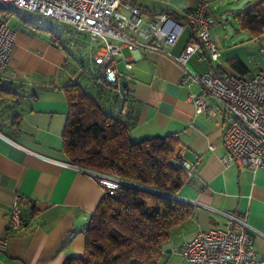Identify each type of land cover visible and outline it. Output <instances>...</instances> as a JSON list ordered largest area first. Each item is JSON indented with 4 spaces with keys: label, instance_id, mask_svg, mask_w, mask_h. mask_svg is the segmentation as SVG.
I'll use <instances>...</instances> for the list:
<instances>
[{
    "label": "crops",
    "instance_id": "crops-1",
    "mask_svg": "<svg viewBox=\"0 0 264 264\" xmlns=\"http://www.w3.org/2000/svg\"><path fill=\"white\" fill-rule=\"evenodd\" d=\"M131 1L149 13L165 11L179 21L199 2ZM246 1L248 4L234 10L230 0H210V14L216 24L224 26L228 15L235 18L254 0ZM21 16L14 28L9 61L0 70V236L8 237L0 264H63L68 256L84 253L86 225L105 194L94 177L72 165L62 151L67 118L63 86L87 83L81 74L97 66L91 60L95 46H88L86 58L77 52L74 55L70 49L75 43L57 42ZM191 37L192 28L184 23L170 53L179 54ZM121 52L118 82L110 88L117 91L120 84L127 86L131 114L136 118L131 137L173 134L178 140L176 153L194 172L176 194L192 204V214L162 245V264H189L180 255L182 243L198 231L225 228L226 214L245 219L256 255L264 257V169L223 166L224 113L220 103L208 96L214 115L197 113L188 94L200 93L201 86L192 77L181 83L182 70L169 57L138 47L130 50L123 46ZM203 52L202 58H188L191 72L227 74L218 58L213 60ZM125 60L130 69H126ZM15 201L27 226L11 231L8 216Z\"/></svg>",
    "mask_w": 264,
    "mask_h": 264
},
{
    "label": "built area",
    "instance_id": "built-area-1",
    "mask_svg": "<svg viewBox=\"0 0 264 264\" xmlns=\"http://www.w3.org/2000/svg\"><path fill=\"white\" fill-rule=\"evenodd\" d=\"M2 7L56 19L76 33H85L89 45H95L91 57L99 67L97 82L116 85L120 75L117 58L122 57L123 46L130 50L143 48L169 57L182 70L181 83L187 77L201 86L200 93H189L197 113L214 115L206 97L216 99L224 113L223 143L225 153L220 160L223 166L237 165L250 169H264V74L219 75L212 71L193 73L188 58L208 56L216 60L219 49L211 36L216 19L210 14V0H199L197 5L179 21L168 12L149 13L131 0H0V70L10 57L15 31L8 24ZM192 28V37L177 55L169 49L176 43L183 24ZM126 69L131 65L125 60ZM188 178L194 176L191 165L180 161ZM67 165L68 163H63ZM105 193L113 195L121 184H130L115 176L88 171ZM187 201V200H184ZM189 202V201H188ZM15 201L8 216L11 231L26 228ZM8 248V237L0 236V252ZM180 255L189 264H264L253 248V235L245 219L226 214L225 228L198 231L182 243Z\"/></svg>",
    "mask_w": 264,
    "mask_h": 264
},
{
    "label": "trees",
    "instance_id": "trees-1",
    "mask_svg": "<svg viewBox=\"0 0 264 264\" xmlns=\"http://www.w3.org/2000/svg\"><path fill=\"white\" fill-rule=\"evenodd\" d=\"M2 10L17 12L9 7ZM18 16L22 17L19 13ZM24 19L41 28L29 16ZM235 20L252 36L264 35V0L251 2L238 11ZM45 30L57 42L79 46L82 34L87 42L83 46H89L87 35H75L72 28L67 32L75 38L64 40L52 29ZM228 65L236 74H248L247 67L238 59H229ZM98 71L96 66L81 74L87 83L63 86L67 118L62 151L72 165L130 184H121L113 195L104 194L86 225L84 253L68 256L63 264H162V245L173 229L183 225L192 214V204L176 197L180 187L191 178L183 171L176 153L178 140L173 134L137 140L131 137L136 118L131 114L127 86L120 84L114 91L110 85L97 82Z\"/></svg>",
    "mask_w": 264,
    "mask_h": 264
},
{
    "label": "rangeland",
    "instance_id": "rangeland-1",
    "mask_svg": "<svg viewBox=\"0 0 264 264\" xmlns=\"http://www.w3.org/2000/svg\"><path fill=\"white\" fill-rule=\"evenodd\" d=\"M246 1V0H245ZM237 3L235 0H230L231 8L236 10L240 8V4H248L246 1ZM250 4V2H249ZM4 10L8 16V24L10 27L18 28L20 19L18 13L23 16H29L32 21H36V24L44 28L52 29V31L61 36V39L64 40L66 37L75 38L74 34L67 32L71 29L68 25L49 17L41 16L35 12H25L22 10ZM222 26L220 23L216 24L213 29L212 39L219 49L218 63L223 68L227 74H232L234 71L229 67V59H238L241 61L248 69V74L254 73H263L264 74V35L254 37L250 32L243 30L235 18L230 14L228 15L227 20L223 21ZM74 31V29L72 28ZM15 31V30H14ZM46 34H51L49 31H45ZM75 35H78L74 31ZM212 33V32H211ZM82 43L80 46L73 45L71 47L72 53L75 55L80 54L82 58H86L89 55V47L83 46L84 43H87L86 40L82 37L79 38ZM223 48V49H222ZM117 62L119 59L117 58Z\"/></svg>",
    "mask_w": 264,
    "mask_h": 264
}]
</instances>
